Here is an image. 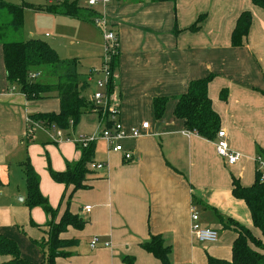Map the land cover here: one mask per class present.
Masks as SVG:
<instances>
[{"label":"crops","instance_id":"crops-1","mask_svg":"<svg viewBox=\"0 0 264 264\" xmlns=\"http://www.w3.org/2000/svg\"><path fill=\"white\" fill-rule=\"evenodd\" d=\"M23 1L35 7L57 4V0ZM244 12L251 13L252 26L243 46L236 48L232 35ZM104 13L119 37L114 96L120 105V122L127 132L142 133L138 139L120 143L134 158L126 162L124 153L98 141L91 164L105 168L92 171L88 166L94 176L88 177L87 190L74 192L73 187L54 182L49 166L63 173L68 163H77L81 152L76 144L89 134L76 132V127L74 134L63 131L68 141L56 140L57 129L39 128L28 134V120L36 114L59 113L60 101L53 97L29 102L18 86H10L0 44V233L18 244L25 259L34 264L44 261L35 242L48 240L50 219L42 209L25 206L22 165L29 160L40 177L42 195L58 211L55 222L66 211L85 222L82 230L69 228L61 235L74 244L67 250L71 256L58 258L56 264H124L126 257L136 264H162L141 248L151 235H161L172 247L171 264H209L211 258L230 262L237 234L225 228L229 221L262 238L246 204L232 196V180L252 186L258 149L264 151V9L252 0H116ZM40 14L59 33L55 38L45 34L51 45L41 40L58 56L62 47L69 48L61 44L68 37L69 46H74L76 37L83 46L94 48L90 44L98 30L94 24ZM194 26L198 30L192 31ZM96 64L81 81L85 90L92 88L87 82L90 71L102 65ZM211 75L213 110L220 116L231 150L240 157L232 166L217 155L216 140L186 136L184 122L174 116L175 99L187 92L191 82ZM223 92L227 101L221 99ZM156 99L170 100L160 120L153 107ZM146 122L150 126L144 131ZM85 207L91 211L85 212ZM193 209L202 226L219 233L216 243L202 245L193 237ZM94 239L99 242L92 249ZM9 260L0 256V264Z\"/></svg>","mask_w":264,"mask_h":264},{"label":"trees","instance_id":"trees-1","mask_svg":"<svg viewBox=\"0 0 264 264\" xmlns=\"http://www.w3.org/2000/svg\"><path fill=\"white\" fill-rule=\"evenodd\" d=\"M141 3L150 1L154 3L176 2V0H119ZM84 0H61L56 5L32 6L30 9L37 13H45L53 16L69 17L81 22L94 24L98 17L96 11L87 9L82 5ZM254 6L264 9V0H252ZM26 5H15L0 0V44L4 50V61L7 81L10 86H18L20 92L27 101H41L56 97L60 101L59 113L36 114L32 121L40 124L45 129H57L69 131L77 127L82 118L88 114H96L95 106L84 96V86L81 84L78 71L79 61L61 60L57 52L46 42L36 39L20 40L19 34L24 27V14L28 8ZM201 21V20H200ZM252 26L250 12L241 14L232 35V46H243L244 39L248 36ZM198 30L197 26L192 31ZM115 72L119 67V53L113 56L111 62ZM34 73L54 80L48 84L32 80ZM214 76L193 81L189 84L185 94L175 99L177 101L174 116L184 122L186 131L200 138L213 142L221 129L220 116L213 110L209 97V86ZM113 91V86L111 88ZM223 92L221 99L227 101ZM264 95V92H263ZM169 99H156L153 103L155 116L162 119ZM81 152V158L77 163L67 164V170L63 173L54 172L49 166V174L52 180L66 187H73L74 192L87 190L88 177L91 174L89 165L93 162L96 145L91 143L83 146L76 144ZM264 159V151L259 148L258 159ZM23 172L27 185V197L25 206L29 210L40 208L50 219L47 228L48 240L35 242L42 250L44 261L41 264H56L58 258L70 257L67 252L74 244L61 238L69 228L82 230L85 222L69 211L56 223L57 210H54L49 201L40 191V177L35 172L29 160L23 163ZM232 196L236 200L243 201L248 207L254 228L260 230L262 238L257 239L251 230L229 221L225 228H231L237 234L232 246V259L230 262L209 259V264H264V172L257 163L255 182L250 187H243L235 178L232 180ZM33 224V223H32ZM34 225V224H33ZM141 248L159 260L162 264H171L172 247L167 245L161 235H151L148 242L141 244ZM0 256L9 257L10 260L3 264H34L22 256L18 244L0 233ZM124 264H136L132 257H126Z\"/></svg>","mask_w":264,"mask_h":264},{"label":"built area","instance_id":"built-area-1","mask_svg":"<svg viewBox=\"0 0 264 264\" xmlns=\"http://www.w3.org/2000/svg\"><path fill=\"white\" fill-rule=\"evenodd\" d=\"M61 0H57L58 3ZM116 0H84L85 7L87 9L95 11L96 9H101L103 12L98 13V17L95 19V26L100 30L105 41V56L104 62L100 69H93L90 71L87 82L89 85H93L97 91L92 94L89 101L95 106V113L99 115L100 121L98 128L94 135L90 138H82L79 142L83 146H88L91 143H96L98 141H104L108 146H110L116 153H124V160L130 162L133 160V155L130 153H125L123 146L120 144L123 140L127 138L138 139L142 136L139 129H133L127 132L122 123L120 122V105L114 96V81L116 79V73L112 70V59L113 56L119 53V37L111 30V27L107 21L104 11L114 4ZM40 77V74H33L30 76L32 80H36ZM113 86V91L111 88ZM15 90V89H13ZM29 126L27 132L32 135L36 129L42 128L40 124L28 120ZM149 123H143L142 130L146 131L149 128ZM186 136L192 135L190 132H185ZM57 141H68L69 139L65 137L62 130H57L56 133ZM217 155L224 159L228 165L232 166L238 163L240 157L237 153L231 150L228 143L227 133L220 129L217 134L215 142ZM257 163L260 169L264 168L263 159H258ZM92 171H97L105 168L103 164H91ZM85 212H90L91 207H85ZM192 235L196 241L202 245L204 244H214L219 239V233L209 227H204L200 223V217L195 209L192 210ZM98 239H94L91 243V248L95 249L98 246ZM109 246V244H106Z\"/></svg>","mask_w":264,"mask_h":264},{"label":"rangeland","instance_id":"rangeland-1","mask_svg":"<svg viewBox=\"0 0 264 264\" xmlns=\"http://www.w3.org/2000/svg\"><path fill=\"white\" fill-rule=\"evenodd\" d=\"M6 2H12L11 4L15 5H30L26 1L22 0L18 1L17 3L12 0H4ZM84 2L82 5L84 6ZM25 21H24V27L22 32L19 34L20 40H29V39H36V40H44L48 42L49 39L45 38V34L48 33L49 36H56L59 35L58 31H56L49 23L45 22L46 16L43 14L34 12L32 9L28 8L25 11L24 14ZM95 40H93L90 44L94 46V48H89V46H83L81 44V41L78 40L76 37L73 38L74 46H69V43H71V39L66 37L65 40L62 41L61 44L69 47L64 50V47L61 49V54L59 55L61 59H68L73 60L77 59L79 61V67L78 71L81 75L80 80L83 81L85 79V75L89 72V70L93 66H98L96 63L98 61L99 65L100 63L103 64L104 62V56H105V41L104 38L99 30H97L95 34ZM55 38V37H54ZM50 45L52 44L51 41L48 42ZM55 44V43H53ZM69 52V53H66ZM100 55V56H99ZM100 67H97V69H100ZM39 79V78H38ZM36 79V80H38ZM47 80H49L47 77H42L39 79V82L47 83ZM53 81V80H52ZM92 88L84 90V96L86 98L91 97L94 92L97 91V89L92 85ZM98 115L97 114H88L83 118V121L79 126L76 127V132L82 131L83 134H89L88 137H92V134L94 133V130L96 131L98 128ZM71 133L74 134V130L71 129ZM99 143V142H98ZM264 161V159H263ZM264 172V168L262 170ZM93 174L89 175V178L93 177Z\"/></svg>","mask_w":264,"mask_h":264}]
</instances>
